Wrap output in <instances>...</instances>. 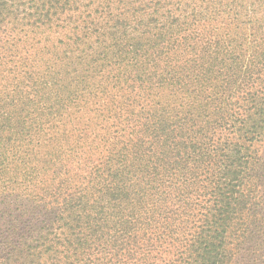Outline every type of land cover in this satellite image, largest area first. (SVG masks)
I'll return each mask as SVG.
<instances>
[{"label": "trees", "instance_id": "trees-1", "mask_svg": "<svg viewBox=\"0 0 264 264\" xmlns=\"http://www.w3.org/2000/svg\"><path fill=\"white\" fill-rule=\"evenodd\" d=\"M0 264H264V0H0Z\"/></svg>", "mask_w": 264, "mask_h": 264}]
</instances>
